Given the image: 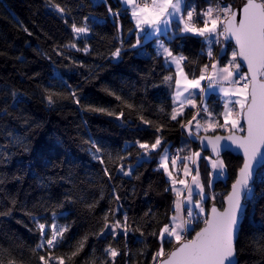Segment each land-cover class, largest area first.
Returning <instances> with one entry per match:
<instances>
[{"label":"trees","instance_id":"1","mask_svg":"<svg viewBox=\"0 0 264 264\" xmlns=\"http://www.w3.org/2000/svg\"><path fill=\"white\" fill-rule=\"evenodd\" d=\"M244 1L230 0L233 7ZM192 2L199 7L207 0ZM51 3L65 12H55L50 0H0V213H8L0 215V260L42 264L40 256L52 255L64 257L65 264H113L105 252L111 246L119 253L114 264H153L159 232L169 223L175 201V193L165 190L172 186L158 166L159 154L178 146L183 161L191 146L198 149L181 130L194 108L171 119L174 71L157 55L154 40L132 47L137 41L133 22L117 0ZM73 23L86 24L89 33L76 38ZM165 44L186 57L182 67L188 78L197 77L213 58L204 39L192 34L177 32ZM117 49L120 55L114 58ZM230 49L225 44L220 64ZM89 105L105 111L88 110ZM206 105L221 122L220 98L209 94ZM157 137L161 146L142 156L136 142L150 145ZM93 144L101 152L95 153ZM220 157L223 179L211 181L209 166L202 161L198 166L204 193L215 194L213 201L206 195V210L211 203L221 206L241 164L230 153ZM120 165H132V174H120ZM250 189L235 244L237 264H264V166ZM125 215L126 235L121 229L115 236L100 235L106 219L123 223ZM33 217L45 226L53 219L67 226L58 247L37 248L42 237ZM204 219L199 215L192 227L197 230ZM85 236L83 249L69 260ZM174 246L164 243L165 252Z\"/></svg>","mask_w":264,"mask_h":264},{"label":"snow or ice","instance_id":"2","mask_svg":"<svg viewBox=\"0 0 264 264\" xmlns=\"http://www.w3.org/2000/svg\"><path fill=\"white\" fill-rule=\"evenodd\" d=\"M122 2L128 6L131 11V16L135 21L138 31V38L136 44L132 47H136L141 43L142 39H151L159 33L167 32L173 20L178 18L182 22L183 27L178 30L182 33H191L200 37H204V42L208 47V56L212 57V45L222 43L223 40L234 39L236 49L233 50L232 57L228 64L219 67L218 62H213L211 65H204L201 70V74L198 79L189 80L183 73L181 68V62L186 59L183 55H174L172 50L164 46L163 42L157 40V55H163L165 57V63H175L181 76L184 77L185 86L181 91V81L177 79L176 92L174 96V103H178L182 109L185 104H191L192 107H196L195 102L189 97H184L183 93L189 92V89H199L200 92H204L205 88L201 87V81L207 80V89L223 93L225 97L236 96L240 97L234 101L227 100L224 103V111L221 113L223 116V124L214 122L209 119L207 121L208 127L204 128L207 132L209 129H213L215 126L227 128L229 125L232 130H240V120L244 119L247 125L246 136L239 137L235 134H231L227 137L215 136L214 139L203 137L207 139L208 144L211 145L212 151L216 155V159L212 160L211 167L213 170H218L215 174L219 176L224 175V162L219 159L221 148H228L230 145H221L222 139L229 140L232 144L242 148L244 151V163L239 170L238 177L232 185V191L227 197L228 207L220 212L215 206L211 208L210 215L204 219V227L196 232L195 236L188 240L185 239V234L194 231L192 227L194 221L199 217L201 213H204L205 209L203 201L207 199L204 194V185L199 180V170L197 167L196 175L192 176L191 185L186 183L185 180L171 179V190L176 195V200L173 202V215L170 218L168 224L164 225L158 235V239L161 242L160 249L153 256V264H236L235 261V234L238 226L239 213L243 211L242 194L246 197L251 194L249 188V182L253 176V164L259 158L261 162H264V152L261 148L264 147V0H245L242 8L239 9L240 19L237 20V10H233L231 5H221L219 2L213 7L211 4L206 9L199 13H196L195 8H190L183 4V0H122ZM49 6L57 13L63 14L65 8L59 4L51 3ZM111 12V9H109ZM115 16L116 13H113ZM88 18L85 17V20ZM198 24H202V27H198ZM72 31L76 38H83L89 33L90 29L85 24L84 26L77 27L75 23L72 24ZM142 34V35H140ZM70 48H76L75 43L68 45ZM80 49L77 48V51ZM84 52H88L89 49L85 47ZM120 55V49H117L114 53V57ZM243 61L247 66V73L241 71V63L237 58ZM209 67L211 72L209 73ZM170 80L171 77H166ZM243 82V83H242ZM72 97L77 104L80 103L76 93H72ZM48 103L54 102L53 96L47 97ZM119 99V97H117ZM230 105H232L230 107ZM238 105V110L236 109ZM88 110L103 112L105 109L94 108L91 105L87 106ZM200 111L208 114L211 118L212 114L208 111V108L201 105V109L196 115L188 121L187 125H181L189 131V135H193V121H195L196 134H199V130L202 125L197 119L200 115ZM112 115V113H108ZM181 112L173 110L171 119L176 120L178 115H182ZM123 115L122 113L120 114ZM120 118V117H118ZM145 123H148L145 121ZM161 138L157 137L152 144L136 142L138 147L143 150L142 156L147 157L152 152H155L161 146ZM95 153L101 152V148L93 144ZM94 158L103 160L96 156ZM193 157L199 158L200 153L195 152L191 156H187L185 160H191L194 164L196 161ZM123 159V157H121ZM205 159H211L205 157ZM179 156L170 158L168 150L164 149L161 155L160 167L172 177V172L169 170V161L172 168L175 169ZM105 174L108 175V169H105ZM119 171L125 176L132 174V168L129 167L125 170L124 165H120ZM191 174V169L187 164H184V175ZM109 178L110 175H109ZM179 183L186 189V195L184 190L176 188V184ZM211 187V182H209ZM199 196V200H194L193 196ZM119 199V197H116ZM214 199V197H213ZM198 210V211H197ZM8 213H0V215H6ZM36 220L35 217H33ZM38 228L41 233V243L37 245V248L54 249L64 239V233L68 230L67 226H59L53 222L50 227V235L45 232V224L39 223L36 220ZM117 229H121L124 235L127 234V216L124 217V222L116 220L114 223L106 222L104 228L101 229L100 235H104L107 230L113 236L117 234ZM87 237L85 236L80 242L79 247L75 252H72L71 257L76 256L79 251L84 247ZM175 240L178 245L167 255L164 251V243H172ZM35 251V250H33ZM105 252L113 258L119 254L116 249L109 246L105 249ZM39 259L42 264H50V261L55 260L57 264H65L64 257H54L49 255L46 260L44 256H40ZM0 264H3L0 260ZM14 264V262H9Z\"/></svg>","mask_w":264,"mask_h":264},{"label":"rangeland","instance_id":"3","mask_svg":"<svg viewBox=\"0 0 264 264\" xmlns=\"http://www.w3.org/2000/svg\"><path fill=\"white\" fill-rule=\"evenodd\" d=\"M93 1H100V0H93ZM101 1H105V0H101ZM118 2H119V4L121 5V7L122 8H124L125 10H127V12H128V15H129V17H130V19L132 20V22H133V27H134V30H135V35H136V37L138 38V29L136 28V24H135V21H134V19L132 18V16H131V11H130V9H128V6L127 5H125L123 2H122V0H117ZM183 4L184 5H187L189 8L190 7H192L193 5H194V2H192V0H183ZM198 27H202L203 25L202 24H199V25H197ZM183 27V24H182V22H180L179 21V19L178 18H176V19H174L173 20V23L170 25V27H169V30L167 31V32H162V33H159V34H157L156 36H153L151 39H142L141 40V43L140 44H144V43H146V42H148V41H150V40H154V45H155V47H156V49H157V40H159V41H161V42H163V44H165V41L167 40H170V39H172V37L174 36V35H176L177 34V32H179V33H181V34H184V33H182V32H180L178 29L179 28H182ZM187 34H191V33H187ZM140 35H142V34H140ZM192 35H194V34H192ZM195 36H197V35H195ZM197 37H200V36H197ZM202 39H205L204 37H202ZM139 44V45H140ZM223 45V46H222ZM222 45H219V47H215L214 49H211V51H212V60H215V59H218L219 57H218V55H220L219 53H221L224 49H225V45L224 44H222ZM207 46V45H206ZM233 50H234V48L232 47V49H230L229 50V52H228V56H227V58L225 59V62L224 63H227V62H229V60L231 59V57H232V53H233ZM207 51H208V47H207ZM114 58H116V57H114ZM212 60H210V62L212 61ZM202 102H203V105H205V106H207L206 105V103H205V100H204V96L202 95V94H197V98H196V100H195V105H196V107H193L194 108V110H193V115H192V117L194 116V115H196L197 114V112L201 109V105H202ZM177 104L178 103H174V105H175V107H177ZM236 109H238V107H236ZM198 117V120L199 119H201L200 120V123H201V125H202V127H201V129L199 130V134L198 135H200V134H202V133H209V134H212V133H214V132H217V130H219L218 132H221V133H227V132H230V131H232V129H231V126L229 125L227 128H222V127H219V126H215L214 127V130L213 129H209L207 132H205L204 131V128H207L208 127V123H207V121L209 120V119H211V120H213L214 122H218L219 124H223V120L221 121V122H219L213 115L211 116V118H209L208 117V114L207 113H204L203 111H200V115L199 116H197ZM187 121H189V119L187 120ZM186 121V122H187ZM186 122H184L183 123V125H185L186 124ZM183 129H184V132L185 133H188L185 129V127H183ZM239 129L240 130H234V131H237V132H241L242 131V124H241V120H240V126H239ZM198 135H197V137H198ZM186 136V135H185ZM187 138H188V140H189V142L190 143H192V138H191V136H186ZM195 139H197V138H195ZM179 148V147H178ZM164 149H167L168 150V148L167 147H164L162 150H161V152H160V154H159V158H158V160H159V163H158V166L160 167V164H161V155L163 154V150ZM171 149H172V147L170 148V150L169 151H171ZM169 151H168V153H169ZM179 151H180V149H179ZM191 153L189 154V156H191L193 153H195V152H199L200 153V157L199 158H196V157H193V159L196 161V163L194 164L191 160H184V162L183 161H181V159H180V164H181V168H180V171H181V176L184 178V179H186L187 180V182L186 183H189V181H190V179H192L191 177L193 176V174H194V172H195V166H196V168L199 166V163L202 161V162H204L205 164H207L208 166H209V168H210V179H211V181L212 180H214V179H216V178H221V179H223L224 178V176H225V169H224V175L223 176H217L216 174H215V172L216 171H218V170H213V168L211 167V162H212V160H215L216 158H211V159H205V157H209V155L207 154V155H205V154H203L199 149H197V150H195L194 148H192V146H191ZM179 155H180V153H179ZM219 159L220 160H222L221 159V157H219ZM141 159H139L138 161H140ZM207 161V162H206ZM187 164V166H188V168L189 169H191V174L190 175H188V176H185L184 175V164ZM169 170L172 172V177L170 178L169 176H168V174L164 171V169L162 168V167H160L163 171H164V173H165V175H166V177L170 180V183H171V179H176L177 181H179L180 180V178H179V176H177V174H176V169H177V166H176V168L175 169H173L172 168V165H171V163H170V161H169ZM129 167H131V168H133V166L132 165H129V166H127L126 168H125V170H127ZM120 168V167H119ZM193 170V171H192ZM199 170V169H198ZM118 172L120 173V174H123L121 171H119V169H118ZM172 186V185H171ZM176 188H178V189H183L184 188V186L183 185H181V184H179V183H177L176 184ZM205 194V193H204ZM205 195H207L208 197H209V199L211 200V201H213L214 199H215V194L214 193H211L210 191L209 192H207V194H205ZM213 197H214V199H213ZM193 199L194 200H199L200 199V197L199 196H193ZM175 200H176V198H175ZM205 201V200H204ZM204 201H203V206H204ZM211 204H213V203H211ZM204 209H205V211H204V213H201L200 215H204V214H206V208H205V206H204ZM198 211V210H197ZM173 215V214H172ZM53 222H55L57 225H59V226H61L55 219H53L52 220V222H51V224L53 223ZM50 224V225H51ZM49 225V226H50ZM49 226H45V232L46 233H49V235H50V227ZM107 231V230H106ZM105 231V232H106ZM117 231V230H116ZM186 236H188V234L186 235L185 234V238H186ZM42 240V239H41ZM173 243H175V245H176V242L173 240ZM161 247V246H160ZM44 248H47L46 246L44 247ZM43 249V248H42ZM160 249V248H159ZM158 249V250H159ZM165 251V250H164ZM168 253V252H167ZM166 252H165V254H167Z\"/></svg>","mask_w":264,"mask_h":264},{"label":"water","instance_id":"4","mask_svg":"<svg viewBox=\"0 0 264 264\" xmlns=\"http://www.w3.org/2000/svg\"><path fill=\"white\" fill-rule=\"evenodd\" d=\"M244 3H245V1L243 3L237 5V6L233 7V10H237L238 11L239 9L242 8ZM239 19H240V14H239V11H238L237 20H239ZM223 42L225 44L232 45V47L234 49H236V47H237L236 44H235V40L234 39L223 40ZM237 60H238L239 63H241V71H244L245 73H247L246 64L243 61H241L239 59V57L237 58ZM241 124H242V128H243L241 132H237V131L232 130V131L227 132V133L215 132V133H212V134L202 133V134L198 135L197 139H194L197 142L198 149L201 152H203V153H207L209 155V157L216 158L215 153L212 151L211 145L208 144V140L207 139H202V138L203 137H207V138L214 139L215 136L227 137V136H229L231 134H235L236 136H239V137L246 136V134H247V125H246V122H245L244 119H241ZM220 143H221V145H230V147H228V148H223L222 147L219 157L222 156L224 153H230L232 155L240 157L241 158V164H240L239 168L237 169L235 177H234L233 181L230 183L227 192L225 193V195L222 198L221 206H218L216 204H210L208 206L207 210H206L205 218H207L210 215L211 208L213 206H215L217 208V210L220 211V212H223L228 207L227 197L229 196V194L232 191V185L235 182V180L237 179L239 170L242 167V165L244 163V159H245L244 151H243L242 148L237 147V145L232 144L231 141L225 140V139H222L220 141ZM261 151L264 152V147L261 148ZM263 166H264V162H261L259 160V158H258V160L256 162H254V164H253V176H252V179L249 182V188L254 182V179H255L257 171ZM241 202H242L244 208H243V211L241 213H239L238 226H237V230H236V234H235L234 246L236 244V240H237V237H238L240 225H241V223L243 221V218H244V215H245V210H246V207H247V201L245 200V196L243 194H242V201ZM204 226L205 225H204V222H203V224L197 230H195L190 236H187L185 239H188V240L192 239L195 236L196 232H199ZM177 246L178 245L176 244L172 249H170V251H168V253H170L172 250H174ZM235 261H236V264H237L236 250H235Z\"/></svg>","mask_w":264,"mask_h":264},{"label":"crops","instance_id":"5","mask_svg":"<svg viewBox=\"0 0 264 264\" xmlns=\"http://www.w3.org/2000/svg\"><path fill=\"white\" fill-rule=\"evenodd\" d=\"M164 46L167 47L166 44H164ZM156 51H157V49H156ZM177 55H180V54H177ZM161 56H162L163 61H164V63H165V57H164L163 55H161ZM213 62H218V66H219V67H223V66H225V65L228 64V62H227V63H224V64H220V63H219V60H218V59H215V60H212L211 62H209L207 65H211V63H213ZM165 65H166L167 67H171V68L173 69V71H174V76H175V77H174V87H173V91H172V111H171V114H172V112H173L174 109H176L177 112H181V111L183 112L185 108H187V107H192L191 104H185V105L183 106L182 109L180 108L179 104H177V107H175V105H174V96H175V92H176V83H175V81H176L177 79H179V80L181 81L180 88H181V91H182L183 88H184V86H185L184 77L180 75L179 70L177 69L175 63H171V64H166V63H165ZM181 68L183 69V67H182V62H181ZM210 72H211V68L209 67V73H210ZM183 73H184V75H186L185 72H184V70H183ZM200 74H201V72H200ZM200 74H199L197 77H195V78H188V77H187V78H188L189 80H191V79H198L199 76H200ZM186 76H187V75H186ZM207 84H208V81H207V80L201 81V87H202V88H205V91H204L203 93L200 92L199 89H189V92H185V93H183V96L181 97V99H183L184 97H189V96H190V98L195 102L196 97H197V94H202V95L204 96V100H205V103H206V99H207V96H208L209 94H216V95L220 98V100H221V104H222L221 113H223V111H224V103H225V101H227V100H232V101H234V100L240 98V97H236V96L225 97V96L223 95V93H221V92L218 91V89L215 90V91H210V90H208L207 87H206ZM231 106H232V105H230V107H231ZM235 107H238V105H236ZM237 110H238V109H237ZM192 115H193V114H192ZM192 115H191V117L189 118V120L192 119ZM221 117H222V120H223V116H222V115H221ZM197 119H198V117H197ZM200 120H201V119H199V121H200ZM185 122H186V121H185ZM223 122H224V121H223ZM187 123H188V121L186 122L185 125H187ZM192 129H193V135L191 136V138L194 140L195 138H197V134H196V130H195V121H193ZM185 130L188 132V133H185V135H186V136H190V135H189V131H188V129L186 128ZM184 160H185V159H184ZM184 160H183V162H184ZM206 162H207V161H206ZM192 171H193V170H192ZM196 171H197V168H196V166H195V172H194L193 175H196ZM191 178H192V177H191ZM198 178H199V180H200V176H199ZM191 182H192V179H190V181H189L188 184L191 185ZM182 190H184L185 195H186V189L183 188ZM194 196H195V195H194ZM175 198H176V195H175ZM174 241H175V240H174Z\"/></svg>","mask_w":264,"mask_h":264},{"label":"built area","instance_id":"6","mask_svg":"<svg viewBox=\"0 0 264 264\" xmlns=\"http://www.w3.org/2000/svg\"><path fill=\"white\" fill-rule=\"evenodd\" d=\"M217 2H219L221 5H231L232 8H233V5H232V3L230 2V0H207V2H206L205 4H203L202 6L196 7L195 5H193V6L190 7V8H193V7H194L195 10H196V13H199V12H201L202 10L206 9L207 7H209L210 4H211L213 7H215V5L217 4ZM190 8H189V9H190ZM221 41H222V43H219V44H213L211 49H214L216 46L219 47V45H222V44L225 45V43L223 42V38H222V37H221ZM222 46H223V45H222ZM219 54H220V53H219ZM242 72H244V71H242ZM244 73H245V72H244ZM242 83H243V82H242ZM181 130L184 132V129H183L182 126H181ZM184 133H185V132H184ZM179 153H180V151H179L178 146H172V149H171V151H170V153H169V156H170V158H174V157H176V156H179V157H180ZM176 166H177V169H176V174H177V176H179L180 180L183 179V180H185V181L187 182V180L184 179V178L180 175V174H181V171H180V168H181L180 160H178ZM187 234H188V233H187ZM187 234H186V235H187ZM186 237H187V236H186Z\"/></svg>","mask_w":264,"mask_h":264}]
</instances>
